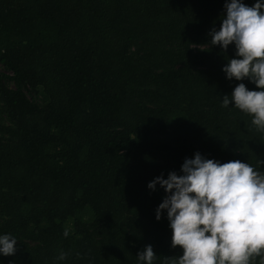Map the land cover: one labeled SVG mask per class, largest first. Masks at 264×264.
I'll list each match as a JSON object with an SVG mask.
<instances>
[{"label":"trees","instance_id":"16d2710c","mask_svg":"<svg viewBox=\"0 0 264 264\" xmlns=\"http://www.w3.org/2000/svg\"><path fill=\"white\" fill-rule=\"evenodd\" d=\"M225 2L0 0V264H138L148 244L164 264L183 250L149 182L196 152L264 171V132L221 106L259 91L210 45Z\"/></svg>","mask_w":264,"mask_h":264},{"label":"clouds","instance_id":"9594fccd","mask_svg":"<svg viewBox=\"0 0 264 264\" xmlns=\"http://www.w3.org/2000/svg\"><path fill=\"white\" fill-rule=\"evenodd\" d=\"M224 9L219 30L213 27L208 33L210 45L226 51L234 44L236 58L222 68L226 79L247 78L259 91L238 83L230 96H223L221 106L230 108L234 102L231 108L249 115L251 126L264 132V0L252 6L226 0ZM181 173L172 171L147 185L164 189L155 218L159 221L166 211L172 247L183 250L180 256L164 258V264H250L256 257L264 264V171L249 162L221 163L196 152L184 160ZM17 243L14 235L0 234V255H15ZM67 255L61 251L57 260ZM136 257L138 264H154L158 258L151 244Z\"/></svg>","mask_w":264,"mask_h":264},{"label":"rangeland","instance_id":"374dc122","mask_svg":"<svg viewBox=\"0 0 264 264\" xmlns=\"http://www.w3.org/2000/svg\"><path fill=\"white\" fill-rule=\"evenodd\" d=\"M0 71H1L2 73H4V74H9V72L5 71V70L3 69V67H0Z\"/></svg>","mask_w":264,"mask_h":264}]
</instances>
